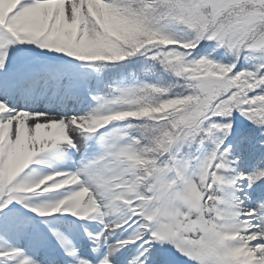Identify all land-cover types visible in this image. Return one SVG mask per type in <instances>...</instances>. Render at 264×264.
I'll list each match as a JSON object with an SVG mask.
<instances>
[{"label":"snow or ice","instance_id":"snow-or-ice-1","mask_svg":"<svg viewBox=\"0 0 264 264\" xmlns=\"http://www.w3.org/2000/svg\"><path fill=\"white\" fill-rule=\"evenodd\" d=\"M0 264H264V0H0Z\"/></svg>","mask_w":264,"mask_h":264}]
</instances>
